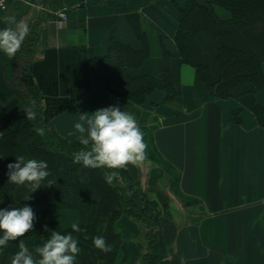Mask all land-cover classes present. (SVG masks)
Here are the masks:
<instances>
[{
    "label": "crops",
    "instance_id": "0c3cea01",
    "mask_svg": "<svg viewBox=\"0 0 264 264\" xmlns=\"http://www.w3.org/2000/svg\"><path fill=\"white\" fill-rule=\"evenodd\" d=\"M48 3L7 0V9L0 11V28L7 16L29 28L14 57L0 52V91L11 94L20 88L25 74L40 92L43 119L70 140H78L67 135L78 113L119 106L135 116L148 145L147 158L139 164L141 181L151 198L167 205L161 224L166 264H264V127L253 112L257 104L264 107V88L254 93L241 83L227 98L208 96L197 65L205 63L210 80L217 79L218 43L197 33L188 40L182 62L173 41L178 11L169 0H79L61 23L48 17ZM142 33L149 57L128 68V74L161 77L168 71L175 90V107L165 105L162 90L149 96L158 108L154 126L148 103L125 102L92 71L94 59L106 55L110 36L138 46ZM238 39L232 32L219 42L234 45ZM151 176L161 185L151 189ZM50 218L68 227L78 214L52 209ZM137 239L130 249L121 247L116 264H124L129 250L130 262L139 264L132 246Z\"/></svg>",
    "mask_w": 264,
    "mask_h": 264
},
{
    "label": "trees",
    "instance_id": "16d2710c",
    "mask_svg": "<svg viewBox=\"0 0 264 264\" xmlns=\"http://www.w3.org/2000/svg\"><path fill=\"white\" fill-rule=\"evenodd\" d=\"M49 1L50 18L55 17L54 12L60 6L79 2ZM171 2L178 11L173 41L182 62L185 61L188 40L197 33L205 32L218 43L214 53L217 79L210 80L205 63L197 65L208 96L227 98L231 96V89L241 83L248 84L254 93L264 88V0H185L182 6L176 0ZM232 32L238 35L236 44L219 42V38L228 37ZM33 38L35 40L37 36L34 34ZM162 52L170 54L164 46ZM149 54L144 33L139 36L138 46L110 36L106 55L94 59L92 71L110 91L116 89L117 96L134 105L144 103L155 90H162L165 100L171 101L175 90L168 71L161 77H131L127 72L130 67L140 66ZM24 75L18 82L20 88L13 89L11 94L0 91V154L3 155L0 158V208L11 210L27 205L36 216L33 230L20 239L34 250L50 238L52 231L71 233L81 249L77 264H116L124 245L121 233L125 226L122 227L120 222L129 217L139 225L145 224L147 230L146 248L137 253L138 263L166 264L167 252L158 223V202L148 199L127 169L118 170L117 178L110 185L104 179V169L74 163V154L83 146L79 140L61 136L51 123L43 119L40 92ZM25 108L35 111L34 119H27ZM253 112L258 124L264 127V107L257 104ZM234 117L231 120L236 119ZM37 128H43L45 134L39 135ZM21 155L48 164L50 174L35 192L30 185L18 186L8 182L7 165ZM28 196L30 198L25 199ZM52 209L76 211V222L83 231L75 233L71 226L61 227L50 218ZM95 236H103L110 251L105 253L96 249L92 242ZM18 244L19 240L10 241L6 248L0 249V264H10L12 255L18 251Z\"/></svg>",
    "mask_w": 264,
    "mask_h": 264
},
{
    "label": "clouds",
    "instance_id": "9594fccd",
    "mask_svg": "<svg viewBox=\"0 0 264 264\" xmlns=\"http://www.w3.org/2000/svg\"><path fill=\"white\" fill-rule=\"evenodd\" d=\"M28 34L29 28L23 21H17L12 16L5 17V26L0 28V52L9 58L14 57ZM25 109L27 119H34L35 111ZM76 116L78 120L67 135L76 136L83 147L74 154V163L86 168L104 169V179L111 185L119 174L118 170L127 169L129 165L137 166L146 160L148 145L133 114L122 111L119 106H109L91 114L83 112ZM36 131L41 136L45 134L43 128H37ZM7 168L9 183L30 185L32 192L50 174L46 161L25 159L22 155L16 157L14 163H9ZM35 220V213L30 206L11 210L0 208V249L6 248L10 241L19 240L18 251L12 255L10 264H77L81 249L71 233L52 231L50 238L34 250L26 246L20 238L33 230ZM71 230L75 233L83 231L78 222L71 224ZM92 242L96 249L105 253L110 251L103 236L93 237Z\"/></svg>",
    "mask_w": 264,
    "mask_h": 264
},
{
    "label": "rangeland",
    "instance_id": "374dc122",
    "mask_svg": "<svg viewBox=\"0 0 264 264\" xmlns=\"http://www.w3.org/2000/svg\"><path fill=\"white\" fill-rule=\"evenodd\" d=\"M120 0H111V2H118ZM126 1V0H125ZM156 0H151V2H155ZM169 3L172 4L171 0H169ZM264 66V64H263ZM120 99H123L125 102H128L126 99L122 98V97H119ZM173 100V99H172ZM168 101L166 100L165 101V105H169L170 107H175L174 106V102L173 101ZM129 103V102H128ZM145 103H148L145 105V108H147L151 113L149 114V119H150V122L153 123L152 126H154L155 124H157V120L159 119L158 118V114H157V111L156 109L157 108V104H155L154 102H151L149 100V97L146 99V101L144 103H142L141 105L145 104ZM134 105V104H133ZM141 105H136V106H141ZM159 123V121H158ZM145 167V166H144ZM141 166L137 165V166H132V165H129L127 170L129 171V173L131 174V176L135 179V181L137 182V185L140 186L142 188V190L145 191V193L147 194V197L148 199H153L155 201H157V210H158V223H159V226L161 227V224L163 222V219H165L167 217V213H168V210H167V205H165L164 203H162V200L159 198H151V194H149V192L147 191V188L145 189V183H143L141 181V173L140 170H141ZM152 168H154V165L152 166ZM143 169V168H142ZM152 179H151V183H150V186H151V189L154 188V187H158L157 185H161L159 183H157L158 181V178L157 176H151ZM144 184V185H143ZM124 219V218H123ZM127 221V223L125 224V222ZM121 221V220H120ZM131 223V224H130ZM121 226L124 225V230L122 231L120 228L119 230L122 231V236H123V240H124V247L128 246L129 249H130V245H128L131 240L134 238H138L136 241V243H134V245H132L134 247V255H137V253L139 251L142 252L143 249L146 248V244H145V235H146V225L145 224H140L138 223V221L136 220H132L130 219L129 217H127L126 219H124L123 221L120 222ZM128 225V226H127ZM130 225V226H129ZM136 225V226H135ZM134 226V227H132ZM123 227V226H122ZM137 227V228H135ZM136 234V236L134 235ZM163 235V234H162ZM133 244V243H132ZM125 249V248H124ZM128 251V250H127ZM139 252V253H141ZM130 250L128 252V259H125L124 260V264H133V259L132 261L130 262L129 258H130ZM137 257V256H136ZM135 257V259H136ZM136 264V263H135Z\"/></svg>",
    "mask_w": 264,
    "mask_h": 264
},
{
    "label": "built area",
    "instance_id": "2783aa9c",
    "mask_svg": "<svg viewBox=\"0 0 264 264\" xmlns=\"http://www.w3.org/2000/svg\"><path fill=\"white\" fill-rule=\"evenodd\" d=\"M6 6H7V0H0V11L5 10ZM66 10H67V6H63L57 11V16H58V19H59L58 22H61L62 20H65V18H66Z\"/></svg>",
    "mask_w": 264,
    "mask_h": 264
},
{
    "label": "water",
    "instance_id": "95a60500",
    "mask_svg": "<svg viewBox=\"0 0 264 264\" xmlns=\"http://www.w3.org/2000/svg\"><path fill=\"white\" fill-rule=\"evenodd\" d=\"M142 181L144 182V179L142 178Z\"/></svg>",
    "mask_w": 264,
    "mask_h": 264
}]
</instances>
